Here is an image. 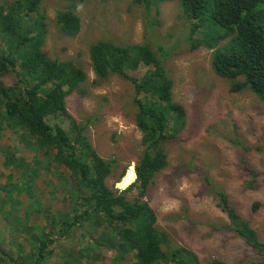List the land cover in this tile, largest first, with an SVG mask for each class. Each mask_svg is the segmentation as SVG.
I'll use <instances>...</instances> for the list:
<instances>
[{
  "label": "trees",
  "instance_id": "obj_1",
  "mask_svg": "<svg viewBox=\"0 0 264 264\" xmlns=\"http://www.w3.org/2000/svg\"><path fill=\"white\" fill-rule=\"evenodd\" d=\"M173 1L180 4L181 19L189 22L190 50H212V68L217 76L231 81L232 93L250 90L264 101V0H132L149 12ZM40 5L41 0L0 4V140L4 127L25 132L39 155L33 163L41 165L39 171L44 163L66 169L60 187L53 182L52 198L62 193L69 210L44 209L39 197L43 188L29 180L24 186L8 182L6 195L0 192V217L4 222L0 227V264H41L52 257L54 264H93L95 250L102 246L115 251V264H122L128 254L134 255V264H202L197 254L185 247L164 249L167 235L158 229L156 213L145 201L155 176L168 166L163 146L186 125V110L174 101L173 81L162 60L148 44L123 47L96 41L89 48L91 67L99 80L117 76L130 82L135 90V120L143 134V150L134 168L135 182L119 192L107 185L114 162L99 155L88 140L86 128L67 109V97L81 89L87 73L73 60L59 61L43 52L47 29ZM56 23L68 37L81 31V19L72 11L57 12ZM141 66L151 67L142 80L129 76L128 71ZM10 74L15 80L8 86L5 78ZM60 118L70 121L71 132L56 121ZM14 156L8 154L6 158L14 160ZM13 165L11 169L16 172L19 164L13 161ZM127 171L123 170L117 183ZM246 171L256 176L249 168ZM14 189L19 197L13 196ZM132 189L139 191L133 200L127 196ZM27 193L35 208L29 206L22 217L20 196ZM218 197V207L230 219V224L220 229L233 232L257 252L259 259L252 264H264V243L257 232L230 205L224 191H219ZM258 208L259 203H255L253 209ZM37 215L41 217L38 222L34 217ZM87 220L105 223L106 228L81 250L85 263L79 253L78 258L71 253L70 246L55 251V244L70 240L79 231L83 234ZM28 227L34 229L37 241L30 239ZM14 232L19 242L12 251L4 247V242ZM206 264L226 263L215 259Z\"/></svg>",
  "mask_w": 264,
  "mask_h": 264
},
{
  "label": "rangeland",
  "instance_id": "obj_2",
  "mask_svg": "<svg viewBox=\"0 0 264 264\" xmlns=\"http://www.w3.org/2000/svg\"><path fill=\"white\" fill-rule=\"evenodd\" d=\"M5 1L17 0H0V4ZM39 10L46 18L43 52L59 61L73 60L87 73L81 89L67 97V109L86 128L88 140L99 155L114 162V173L107 179V185L121 192L135 182L126 187H122L124 180L117 183L125 168H135L139 162L143 134L136 125L133 85L117 76L99 80L91 67L89 48L96 41L123 47L148 44L173 81L174 101L186 110L184 129L163 146L168 154V166L155 176L145 197L156 213L158 229L167 235L164 249L185 247L196 253L202 264L215 259L226 264L256 262L257 252L241 237L220 229L229 225L230 219L218 207V192L228 195L230 205L250 222L264 243V101L250 90L232 93L231 81L217 76L212 68V50H190L189 22L181 19L179 2H164L149 12L132 0H41ZM59 11H72L80 17L78 35L68 37L63 33L56 23ZM150 69L141 66L128 74L140 81ZM14 80L10 74L5 83L11 86ZM56 121L71 132L68 119ZM8 154H14V160L6 158ZM38 157L25 132L4 127L0 140L1 194L6 195L8 182L24 186L29 180L43 188L39 197L44 209L67 213L63 194L58 192L57 199L52 198L53 182L59 188L66 169L44 163L39 171L41 165L33 164ZM13 161L19 164L16 172L11 169ZM138 193L137 189L128 190L127 196L133 200ZM12 194L19 197L18 190L14 189ZM20 198L23 207L19 214L25 217L33 202L29 193ZM255 203H259L257 210L253 209ZM34 217L36 222L41 218ZM3 223L0 217V227ZM105 228V223L87 220L83 228L87 234L79 231L70 240L55 244V251L70 246L71 253L76 258L79 253V259L85 263L81 250ZM26 232L30 239L38 240L34 229L28 227ZM18 242V234L14 232L5 239L4 247L15 251ZM26 246L29 249L28 243ZM114 258L115 251L102 246L95 250L93 264H115ZM54 262L52 257L41 264ZM134 263L133 254H128L122 262Z\"/></svg>",
  "mask_w": 264,
  "mask_h": 264
},
{
  "label": "bare ground",
  "instance_id": "obj_3",
  "mask_svg": "<svg viewBox=\"0 0 264 264\" xmlns=\"http://www.w3.org/2000/svg\"><path fill=\"white\" fill-rule=\"evenodd\" d=\"M130 168H132L130 171H129V169ZM129 169H128V171H127V173H126V176L122 179V181L124 180V183H122V187H126L130 182H132L133 180H135L136 178H135V170H134V167L133 166H131ZM121 181V182H122ZM120 182V183H121ZM134 182V181H133ZM132 182V183H133ZM119 183V184H120ZM118 184V185H119Z\"/></svg>",
  "mask_w": 264,
  "mask_h": 264
}]
</instances>
